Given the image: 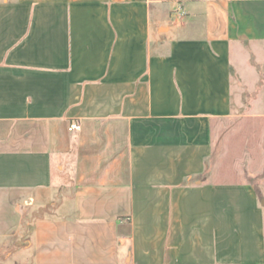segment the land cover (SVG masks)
<instances>
[{"label": "crops", "instance_id": "1", "mask_svg": "<svg viewBox=\"0 0 264 264\" xmlns=\"http://www.w3.org/2000/svg\"><path fill=\"white\" fill-rule=\"evenodd\" d=\"M242 115L264 0H0V264H264V136L217 151Z\"/></svg>", "mask_w": 264, "mask_h": 264}, {"label": "rangeland", "instance_id": "2", "mask_svg": "<svg viewBox=\"0 0 264 264\" xmlns=\"http://www.w3.org/2000/svg\"><path fill=\"white\" fill-rule=\"evenodd\" d=\"M245 101L248 106L249 100ZM243 117L244 116L242 115L239 118H231L227 121H222L219 124L220 130L218 135L220 141L217 146V151L218 154L221 153L225 149V144H228L230 146V152L227 156L232 159L231 161L234 160V155L242 157L245 150H249L251 144L254 143L256 138L264 136V130L260 127L261 123H259V121L257 122L255 119H245ZM212 162L213 161L209 162L210 169ZM8 197L9 195H5L4 197L0 196L1 203L4 204L2 200L7 199ZM5 204L3 206H5ZM4 210L6 211L7 217H11V211L7 208Z\"/></svg>", "mask_w": 264, "mask_h": 264}, {"label": "built area", "instance_id": "3", "mask_svg": "<svg viewBox=\"0 0 264 264\" xmlns=\"http://www.w3.org/2000/svg\"><path fill=\"white\" fill-rule=\"evenodd\" d=\"M79 128H80V125L79 124H76V123L71 124V126H70V129L71 130H73V129H79Z\"/></svg>", "mask_w": 264, "mask_h": 264}, {"label": "trees", "instance_id": "4", "mask_svg": "<svg viewBox=\"0 0 264 264\" xmlns=\"http://www.w3.org/2000/svg\"><path fill=\"white\" fill-rule=\"evenodd\" d=\"M257 191H258L259 197H261V196H262V194H261V191H260V189H259V188H257Z\"/></svg>", "mask_w": 264, "mask_h": 264}]
</instances>
